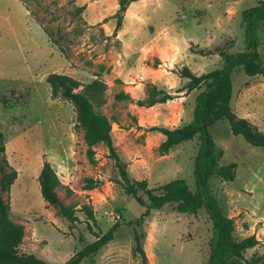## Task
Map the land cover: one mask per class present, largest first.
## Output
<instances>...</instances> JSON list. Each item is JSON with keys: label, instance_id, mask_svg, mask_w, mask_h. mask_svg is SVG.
I'll use <instances>...</instances> for the list:
<instances>
[{"label": "rangeland", "instance_id": "rangeland-1", "mask_svg": "<svg viewBox=\"0 0 264 264\" xmlns=\"http://www.w3.org/2000/svg\"><path fill=\"white\" fill-rule=\"evenodd\" d=\"M258 1L137 0L125 11L135 14L132 18L123 14L116 28L118 0H0V132L6 159L17 172L8 201L10 217L24 228L21 252L60 264L115 225L113 239L80 264H140L133 254L135 232L148 264H209L213 224L205 208L192 214L165 204L140 220L144 206L124 192L109 150L103 143L88 150L75 125L73 105L51 96L46 77L55 72L82 84L94 78L105 82L107 102L101 110L117 118L113 143L129 179H146L154 189L183 178L195 191L199 135L164 153L159 146L165 137L151 127L191 123L196 96L205 84L176 93L186 79L171 81L165 70L157 78L146 65L161 63L166 70L186 65L195 74L220 68L223 59L216 47L228 52L247 48L242 12ZM116 33H126L137 47L147 45L136 53L130 44L122 47ZM257 49L264 61V22L258 29ZM230 78L232 111L264 133V78L249 76L240 67L232 69ZM135 80L140 82L136 88H126ZM150 83L184 98L136 104L146 98ZM121 90L132 100L115 101ZM208 132L222 152L219 163L235 164L234 178L213 176L210 190L220 211L233 219V237L258 238V244L244 251V258L264 257V150L232 134L224 119ZM44 161L63 180L56 191L64 205L73 206L77 220L72 224L41 196L38 175ZM138 193L148 201L143 191ZM84 206L92 208L94 220ZM245 259L234 264H246Z\"/></svg>", "mask_w": 264, "mask_h": 264}, {"label": "trees", "instance_id": "trees-1", "mask_svg": "<svg viewBox=\"0 0 264 264\" xmlns=\"http://www.w3.org/2000/svg\"><path fill=\"white\" fill-rule=\"evenodd\" d=\"M137 0H118L116 11V28L121 26L123 14L127 7ZM242 17L245 23V40L247 48L243 51L228 52L216 47L223 59L220 68L195 74L192 70L182 65L173 68L172 71L180 78L186 79V84L176 89V92H189L205 84V89L196 96L192 122L174 128L166 126H153L164 135L160 143L161 152H167L176 144L192 139L199 135L200 148L195 159L194 173L196 176V189L191 191L183 178H174L166 183L158 185L154 189L149 188L146 179L130 180L123 163L116 152L113 143L112 124L117 123L115 116H108L101 108L107 102V85L99 78L82 84L74 77L62 73H50L46 82L50 86L53 98L61 96L69 101L75 110V125L82 130V137L88 150L92 146L103 143L115 160L122 177L124 192L131 195L138 204L144 206V211L139 219L149 215L153 209L163 207L165 204H174L179 212L195 214L200 208H205L213 224V242L209 255V264H234L235 261L244 260V251L258 244L255 235L246 236L240 240L231 234L233 219L224 215L216 198L210 190V179L213 176L223 180H232L235 176V164H220L222 152L215 145L208 128L218 120H226L229 129L234 135H241L250 145L264 150V133L253 123L245 118L238 117L231 109L232 81L230 72L234 67H240L249 76L260 75L264 78V61L257 49V35L260 25L264 22V0L258 4L243 10ZM174 96L155 83L148 84V94L145 99L137 100L140 106H152L173 99ZM115 101H131L129 93L119 91L114 95ZM17 172L11 167L5 156L3 134L0 132V264H54L46 262L33 253L21 252L19 246L24 235V228L10 217L8 193L10 186L16 179ZM40 193L42 198L49 204L57 207L72 224L77 220L73 206L64 205L57 194L56 189L63 183L62 178L56 173L52 165L44 161L38 175ZM90 187V185H87ZM143 191L147 195L145 202L139 195ZM88 218L94 220L91 207L84 206ZM115 225L107 232L98 235L95 240L82 246L74 252L65 262L60 264H80V262L95 254L102 246L113 239ZM135 245L133 254L139 256L140 264H148L147 256L143 249L140 237L135 232ZM264 243V236L262 239ZM264 257L254 255L245 259L246 264H258Z\"/></svg>", "mask_w": 264, "mask_h": 264}, {"label": "crops", "instance_id": "crops-1", "mask_svg": "<svg viewBox=\"0 0 264 264\" xmlns=\"http://www.w3.org/2000/svg\"><path fill=\"white\" fill-rule=\"evenodd\" d=\"M133 3V2H132ZM131 6H132V4H130V8H131ZM135 11L134 10H132V12H130L129 13V10L126 12V13H124V18L126 17V16H128L129 15V17H131V16H133L135 13H134ZM132 18V17H131ZM107 36L109 35H112L113 33H105ZM127 34L126 33H116L115 34V36H114V38H116V39H118L121 43V46L122 47H125L126 45H128V44H130L129 45V48L132 50V51H134V52H139L141 49H144V47L147 45V44H144V45H142V46H139V47H137V46H135V43L133 42V43H131V42H129L128 41V36H126ZM128 37V38H127ZM153 39L154 38H152L151 40H149V42L150 41H153ZM148 42V43H149ZM157 43H159L158 41H156ZM172 48V47H171ZM145 49H150V51H151V48H145ZM158 45L156 46V50H155V52H158ZM159 58L162 60V57H161V55L159 56ZM169 64H171V63H169ZM146 67H147V69L148 70H150V71H152L153 73H155V77H159L160 78V74H162V73H158V72H163V70H165V72H166V74H167V76H168V78H169V80H171V81H175L176 80V78H180V77H178V75L176 74V73H174L173 71H172V69H170V70H166L165 68H163L162 67V64L161 63H158V65L157 66H149V65H146ZM131 82H133V81H131ZM152 82H154V80H152ZM140 84V82H137L136 80L134 81V85H126V88H129V90H131V89H133V88H136L138 85ZM169 89H171L172 88V85H170L169 87H168ZM169 93H171V94H173L174 92H172V91H168ZM181 92H183V91H181ZM176 93H179V92H176ZM182 98H184V97H174L173 99H179V100H181ZM172 99V100H173ZM171 100V99H170ZM168 101V100H167ZM164 103V102H163Z\"/></svg>", "mask_w": 264, "mask_h": 264}]
</instances>
